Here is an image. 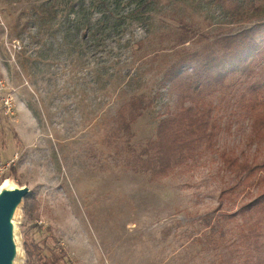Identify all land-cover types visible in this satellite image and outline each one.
Here are the masks:
<instances>
[{"label":"rangeland","instance_id":"374dc122","mask_svg":"<svg viewBox=\"0 0 264 264\" xmlns=\"http://www.w3.org/2000/svg\"><path fill=\"white\" fill-rule=\"evenodd\" d=\"M259 22L264 0H0V186L30 190L17 264L24 243L41 250L30 264H264V216L241 210L259 182L230 192L234 175L203 146L153 178L142 153L179 108L168 67ZM261 48L252 74L203 99L214 147L239 161L264 159ZM133 98L141 115L117 135Z\"/></svg>","mask_w":264,"mask_h":264},{"label":"trees","instance_id":"16d2710c","mask_svg":"<svg viewBox=\"0 0 264 264\" xmlns=\"http://www.w3.org/2000/svg\"><path fill=\"white\" fill-rule=\"evenodd\" d=\"M261 44L264 46V22L216 38L199 50L186 53L168 67L164 80L179 95L180 103L178 110L159 122L155 138L143 148L144 168L151 177L167 176L174 168L193 159L203 146L204 150L218 153L222 167L234 175L236 182L229 187L230 192L259 182L256 196L241 210H255L264 216V159L239 161L226 151H218L214 147L215 123L203 109L204 97L227 89L230 76L237 72L252 74L250 69L262 51ZM187 66H191V73L183 71ZM261 73L264 74V66L259 70ZM250 90L256 93L257 88L251 85ZM141 112L142 102L137 98L122 104L114 118L116 134L130 137L132 125ZM253 130L257 138L264 137V115L256 118ZM23 213L28 215L25 206ZM24 251L27 256L24 264H30L31 257L42 261L40 247L34 243H24Z\"/></svg>","mask_w":264,"mask_h":264},{"label":"water","instance_id":"95a60500","mask_svg":"<svg viewBox=\"0 0 264 264\" xmlns=\"http://www.w3.org/2000/svg\"><path fill=\"white\" fill-rule=\"evenodd\" d=\"M2 186V185H1ZM0 186V264H17L20 250L16 241L15 225L25 198L27 186Z\"/></svg>","mask_w":264,"mask_h":264},{"label":"bare ground","instance_id":"6f19581e","mask_svg":"<svg viewBox=\"0 0 264 264\" xmlns=\"http://www.w3.org/2000/svg\"><path fill=\"white\" fill-rule=\"evenodd\" d=\"M12 185L13 184H11L10 182H8L7 180H5L4 182H3V184H2V186L1 187H12Z\"/></svg>","mask_w":264,"mask_h":264}]
</instances>
